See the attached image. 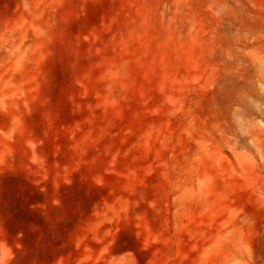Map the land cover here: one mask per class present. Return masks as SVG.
<instances>
[{
	"label": "rangeland",
	"instance_id": "374dc122",
	"mask_svg": "<svg viewBox=\"0 0 264 264\" xmlns=\"http://www.w3.org/2000/svg\"><path fill=\"white\" fill-rule=\"evenodd\" d=\"M0 264H264V0H0Z\"/></svg>",
	"mask_w": 264,
	"mask_h": 264
}]
</instances>
